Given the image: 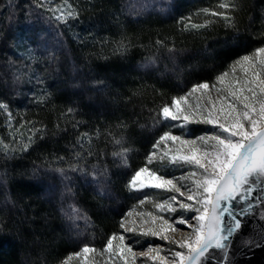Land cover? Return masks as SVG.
Masks as SVG:
<instances>
[{"label":"snow or ice","instance_id":"snow-or-ice-1","mask_svg":"<svg viewBox=\"0 0 264 264\" xmlns=\"http://www.w3.org/2000/svg\"><path fill=\"white\" fill-rule=\"evenodd\" d=\"M148 4L149 0H144L143 7ZM7 6L14 8L13 0ZM101 10L94 0H31L24 15L26 22L34 17L63 36L61 26L71 30L73 24L83 22L85 13H90L91 19ZM244 11L243 0L194 5L176 16L173 32L156 29L155 36L144 43L141 34L129 31L121 20V15L141 13H125L122 6L120 12L112 13L115 34L98 37L93 31L85 35L72 31V35L78 44L89 40L93 46L99 44L98 52L85 53L88 63L89 57L108 59L106 45L111 46L110 54L120 56L139 47L149 51L142 68H154L166 54L175 70L178 57L188 50L189 39L207 40L208 33L219 28L238 36ZM15 15L10 13L9 23ZM248 19L251 23V15ZM259 23V30L251 33L259 43L236 55L211 77L185 84L184 69L180 68L175 72L180 85L167 94L163 84L157 87L146 81L130 88L128 95L116 93L125 102L142 98L149 90L161 98L148 109L152 136L136 167L130 157L139 149L126 135L127 121L117 118L103 128L97 125L93 130L80 131L87 122L77 119L80 110L73 105L57 112L51 129L39 118L41 109L57 107L45 73L66 52L64 42H50L46 38L50 29H41L36 40L22 36L13 43L19 56H9L5 64L11 71L14 96L27 99L16 108L7 99H0V162L4 165L0 167V234L23 240L20 226L13 230L7 224L9 211L23 207L9 187V162L29 154L50 134L65 132L71 126L77 134L74 143L68 145L69 155L52 152L31 169L34 179L41 175L58 177L59 189L40 184L38 191L55 201L56 211L76 229L78 250L55 257V264H70L74 258L78 264H213L214 260L216 264H237L236 255H247L256 248L264 250V8ZM92 83L101 91L108 88L103 80ZM25 84L31 85L27 91L23 90ZM29 105L35 109L31 117ZM102 142L105 147H100ZM108 145L112 163L123 170V187L134 203L117 210V230L101 235L97 245L94 229L98 226L79 202L77 189L81 185L90 188L93 198L110 195L114 181L105 159ZM249 221L252 231L237 250L234 238L244 232ZM39 257L43 260V250Z\"/></svg>","mask_w":264,"mask_h":264},{"label":"trees","instance_id":"trees-1","mask_svg":"<svg viewBox=\"0 0 264 264\" xmlns=\"http://www.w3.org/2000/svg\"><path fill=\"white\" fill-rule=\"evenodd\" d=\"M8 2L9 0H0V99H7L13 108L25 104L27 97H15L13 94L11 71L6 67L5 62L9 56L12 59H17L19 56L11 45L19 41L22 36L36 40L41 29H50L46 38L52 43L62 40L66 52H62L59 62L45 73L46 84L54 93L57 107L52 110L49 106L48 111L41 109L39 118L44 119L51 129L57 112L73 105L80 110L77 119L87 122L81 126L80 131L93 130L97 125L103 128L106 123L114 124L117 118L127 121L129 127L126 135L139 149L138 152L131 154L133 167L142 162L143 153L148 147L147 141L152 136L148 109L154 107L161 98L154 96L149 90L142 98H133L132 101L125 102L122 98H117L116 93L128 95L130 88L146 81L149 84H156L157 87L163 84L167 94L179 87L180 81L176 79L175 72L180 68L184 69L185 84L197 78L211 77L213 72L222 69L236 55L259 43L252 39L251 33L259 30L260 10L264 8V0H243L245 11L240 17L239 35L231 30L219 28L215 32L208 33L207 40L189 39L188 50L178 57L176 63L179 67L174 70V65L167 59L166 54L161 55L154 68H142L141 63L149 51L139 47L133 48L125 56H120L110 54L111 46L106 45L104 54L109 58L89 57L91 62L88 63L85 60V53L98 52L100 46L99 44L93 46L91 40L86 41L85 44H78L72 31L82 35L93 31L98 37L109 33L115 34L116 26L112 23V13L120 12L123 6L125 13H141L137 16L121 15V20L127 23L129 31L140 33L142 41L147 43L149 38L155 36L156 29L162 33L173 32L176 27V16L184 14L194 5L206 6L214 3L215 0H149L146 9L143 7L144 0H94L97 8L102 10L96 12L91 19H89L91 14L85 13L81 17L83 22L73 24L71 30L61 26L59 31L63 32V36H58L53 26L37 21L34 17L27 18L29 22H26L24 11L31 0H13L15 7L11 9L7 6ZM12 12L16 15L9 23L8 17ZM249 15L252 17L251 23H249ZM234 36H236L235 40ZM40 70L43 72L44 68L41 67ZM161 73L164 75L161 76ZM95 80H103L108 88L99 90L92 83ZM30 88L31 85L25 84L23 90L27 91ZM28 107V115L31 117L35 114V109L31 105ZM142 125L144 127H141ZM2 131L3 129H0V132ZM76 134V131L69 126L67 131L54 136L50 134L41 140L29 154L9 162L11 177L9 187L14 198L23 207L9 211L7 224L13 230L19 225L23 240H18L15 235L0 234V264H23L24 261L31 264L33 259L36 260V264H55V257H63L78 250L79 242L72 223L56 211L58 205L55 201H50L38 191L40 184L54 185L59 189L58 177L41 175L39 179H34L31 176L34 163H40L44 155L52 152L69 155L68 145L74 143ZM100 147H105V144L102 142ZM111 151V145H108L106 152L109 155H106L105 159L108 161L114 181L111 184L110 195L106 198H93L90 188L81 185L77 189L79 202L98 226L94 229L97 245L100 243L101 235L117 230L116 221L119 219L117 210L134 203L123 187V170L112 163ZM3 166L0 162V167ZM58 199L57 192L56 200ZM2 200L3 193L0 192V201ZM26 218L31 219L26 220ZM78 223L83 226L82 221ZM42 250L43 260L39 257Z\"/></svg>","mask_w":264,"mask_h":264},{"label":"water","instance_id":"water-1","mask_svg":"<svg viewBox=\"0 0 264 264\" xmlns=\"http://www.w3.org/2000/svg\"><path fill=\"white\" fill-rule=\"evenodd\" d=\"M252 231V221H249L248 226L245 227L244 232L234 238V247L239 250L242 248V242L245 235ZM237 264H264V250L256 248L253 252L247 255H236ZM213 264H216L215 260Z\"/></svg>","mask_w":264,"mask_h":264},{"label":"rangeland","instance_id":"rangeland-1","mask_svg":"<svg viewBox=\"0 0 264 264\" xmlns=\"http://www.w3.org/2000/svg\"><path fill=\"white\" fill-rule=\"evenodd\" d=\"M178 174V173H177ZM178 237H179V233H177L176 234ZM70 264H78V260L76 259V258H74L71 262H70Z\"/></svg>","mask_w":264,"mask_h":264}]
</instances>
